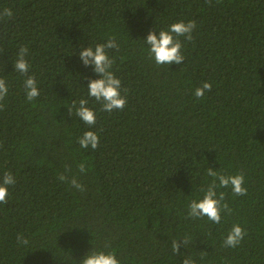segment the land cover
I'll return each mask as SVG.
<instances>
[{"label": "trees", "instance_id": "1", "mask_svg": "<svg viewBox=\"0 0 264 264\" xmlns=\"http://www.w3.org/2000/svg\"><path fill=\"white\" fill-rule=\"evenodd\" d=\"M4 8L13 17L0 18V179L11 172L16 183L0 203V264H81L93 251L120 264H264V0H0ZM180 21L196 23L191 41L179 37L183 62L157 65L147 35ZM112 37L118 49L106 52L127 103L105 112L87 89L100 76L79 53ZM25 46L39 91L31 102L14 68ZM204 82L211 91L198 99ZM81 99L94 126L69 115ZM89 130L96 149L78 143ZM209 168L243 174L247 189L217 188L231 209L218 224L188 215ZM237 224L246 235L225 247Z\"/></svg>", "mask_w": 264, "mask_h": 264}, {"label": "clouds", "instance_id": "2", "mask_svg": "<svg viewBox=\"0 0 264 264\" xmlns=\"http://www.w3.org/2000/svg\"><path fill=\"white\" fill-rule=\"evenodd\" d=\"M210 2V0H209ZM13 12L10 8H4L0 11V18H12ZM196 28L195 21L175 22L171 24L167 30H160L157 35L156 32H150L145 42L149 45V56L154 58L157 65H170L175 63L181 64L184 60L181 54L182 43L179 37H184L186 41L193 39L192 33ZM117 48L118 45L115 42V37L109 38L106 44H98L95 49L86 47L79 53V58L84 66H92L96 74L100 76L99 79L90 80L87 86L88 96L94 98L96 102H99L102 106L101 110L105 112H112L113 110H123L126 106L127 100L125 96L121 95V81L118 79L113 71H111L114 64V60L110 59L106 49ZM28 48L20 47L19 55L14 63L15 71L25 77L24 89L26 93L27 101L31 102L39 95L36 79L33 75H29L30 65L27 61L26 54ZM212 85L209 82H204L202 86L198 87L194 91V95L199 99L204 96L205 91H211ZM126 91V90H125ZM8 94V87L5 80L0 78V101H3ZM88 105L87 99H81L77 106V102L73 101L72 105L68 107L69 115H75L83 121L85 125L94 126L96 123V115L94 110ZM4 105L0 103V109H3ZM78 143L81 148L87 149L89 146L92 149H96L99 144L98 135L94 131H85L81 137L78 138ZM79 171L85 172V164L82 162L79 164ZM207 175L213 177L211 184L207 189L202 191L204 196L200 200H192L188 205V215L192 218L207 217L213 223H220L221 212H231L228 204L224 202L225 193H217V188H228L234 195L242 196L246 195L247 189L243 187L244 176L243 174L236 175H223L213 169L209 168ZM59 179L65 181L68 179L64 175H60ZM218 181V183H217ZM72 186L83 191V186L77 183V180L73 177L69 181ZM16 183L14 176L11 172H5L2 179H0V203L6 204L9 195V186ZM245 231L240 225H233L228 235L223 241L225 247L235 248L238 246L244 236ZM18 242H21V238L18 237ZM24 244H27V240H22ZM184 245H187L189 241L187 239L182 240ZM180 243L178 241L172 242V250L178 254ZM81 264H120L113 252L93 251L86 255ZM182 264H194L190 258H185Z\"/></svg>", "mask_w": 264, "mask_h": 264}]
</instances>
